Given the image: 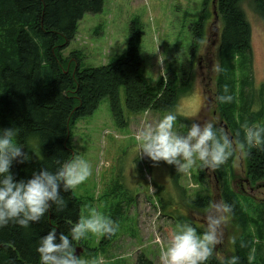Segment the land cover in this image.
I'll use <instances>...</instances> for the list:
<instances>
[{
  "label": "rangeland",
  "instance_id": "374dc122",
  "mask_svg": "<svg viewBox=\"0 0 264 264\" xmlns=\"http://www.w3.org/2000/svg\"><path fill=\"white\" fill-rule=\"evenodd\" d=\"M252 1L242 2L251 30L249 62L241 66L238 57L234 60V79L229 93L235 121L240 126L242 120L254 113L262 115L255 118L253 124L264 125V17L253 10ZM202 4L203 0H102L101 11L83 15L73 39L61 50L63 58H70L65 67L71 70L98 67L124 55L134 36L146 80L156 84L160 78H167L166 74L174 73L176 86L185 90L179 94L171 111L131 113L124 107L121 87L123 126L114 119L107 98L100 100L92 114L71 124L69 143L73 157L85 159L91 169L88 179L72 190L79 202V218L94 209L117 225L110 236L87 234L80 241L77 259L85 264H134L139 253L154 264H161V248L178 225L188 223L196 228L197 234L204 229V225L193 223L198 210L187 213V209H193L189 201L205 188L199 179L198 165L186 173L176 172L175 184L167 165L147 161L143 155L134 157L133 162L129 158L138 128L154 125L168 112L176 114L174 131L179 134L185 133L193 122L222 123L223 127L217 111L213 114L217 108L218 42L222 22L220 17L213 16L211 0L205 5L204 14ZM201 19L202 39L192 54L191 27ZM246 98L250 100L241 112L239 108ZM226 135L230 136L233 146L231 165L226 171L228 184L246 214V232L252 237L249 261L264 264V238L258 239L257 226L253 225L257 203L264 201V187L254 188L249 181L245 184L243 150L231 137L230 130H226ZM204 173L212 201L220 202L215 198L211 170ZM240 185L244 186L243 191ZM163 198L171 203L164 210L161 209ZM241 233V227L230 218L227 225L222 226V243L216 246L213 255L230 254L233 241Z\"/></svg>",
  "mask_w": 264,
  "mask_h": 264
},
{
  "label": "trees",
  "instance_id": "16d2710c",
  "mask_svg": "<svg viewBox=\"0 0 264 264\" xmlns=\"http://www.w3.org/2000/svg\"><path fill=\"white\" fill-rule=\"evenodd\" d=\"M242 2L215 0L214 3L215 13L222 22L215 111L237 143L243 141V129L235 121L233 105L231 102L219 103L217 96L223 94L225 87L228 94L232 89L234 60L238 57L241 66L249 62L251 30ZM207 3L208 0H203V14ZM101 8L102 0H0V129L14 128L16 142L29 157L23 163L14 161L10 166L15 180H27L41 168L55 170L58 163L73 159L69 143L71 124L92 114L101 99H108L114 119L123 126L121 87L124 90V107L131 113L171 111L179 94L185 91L176 86L173 72L166 74L165 79L160 78L156 84L146 80L141 70L138 41L134 36L126 53L107 64L73 70L65 67L70 58H63L61 50L73 39L78 22L83 15L98 13ZM252 8L264 17V0H253ZM191 30V52L194 54L203 35L202 19L193 24ZM248 100L244 99L241 104V112ZM261 115L254 113L242 120V125L253 124ZM214 128L224 132L218 124H214ZM243 154L246 179L252 185L264 182V149L253 148L247 150V154L243 151ZM231 157L219 169L213 170L219 182V197L232 205L231 218L242 230L241 236L233 241L230 254L224 258L237 256L239 264H252L249 261L252 237L246 232L248 219L228 184L226 171L231 165ZM159 163L167 165L176 184L174 166L163 161ZM203 170L199 168L198 173L205 186L204 192L196 193L189 201L194 210H204L213 200ZM60 195L66 201L62 212L50 209L39 222L30 224L28 228H22L15 222L0 227V264H38L35 249L39 238L50 230L68 234L70 226L79 218L80 206L72 190ZM169 204V199H161L162 210ZM255 214L253 225L257 226L256 235L261 240L264 238V201L257 203ZM80 245L81 242L74 243V251ZM134 264L154 262L139 253ZM206 264H219V261L213 255Z\"/></svg>",
  "mask_w": 264,
  "mask_h": 264
},
{
  "label": "clouds",
  "instance_id": "9594fccd",
  "mask_svg": "<svg viewBox=\"0 0 264 264\" xmlns=\"http://www.w3.org/2000/svg\"><path fill=\"white\" fill-rule=\"evenodd\" d=\"M232 97L228 89L217 96L219 103H229ZM176 114L166 113L154 125L138 128L135 143L129 158L143 155L153 162L163 161L173 165L177 173H186L194 165L203 169L217 170L232 155V142L213 123L203 125L193 122L187 131H174ZM243 141L239 147L247 154L249 149H264V125L244 124ZM14 128L0 129V227L15 222L22 228L37 223L50 209L62 212L66 201L60 195L75 189L91 174L89 163L82 158L58 163L55 170L41 168L27 180H15L10 166L15 161L23 163L29 159L27 153L15 140ZM239 136V133H237ZM232 215V205L227 202L210 201L204 209V229L197 234L188 223L178 225L166 245L161 248V264H206L213 256L216 246L222 243V226H226ZM117 225L108 216L89 209L86 217L73 223L68 234L48 231L36 245L38 264H85L74 255L73 244L79 243L87 234L110 236ZM219 264H239L237 256L225 259L217 256Z\"/></svg>",
  "mask_w": 264,
  "mask_h": 264
},
{
  "label": "flooded vegetation",
  "instance_id": "af4514ba",
  "mask_svg": "<svg viewBox=\"0 0 264 264\" xmlns=\"http://www.w3.org/2000/svg\"><path fill=\"white\" fill-rule=\"evenodd\" d=\"M213 114H215V110L213 111ZM222 122V121H221ZM222 124V123H221ZM221 124L220 125H218V126H220L221 127ZM222 129L224 130V132H225V134H226V130H227V126L226 125H224L223 124V127H222ZM227 132H228V130H227ZM228 136V135H227ZM229 138H230V136H228ZM232 137V136H231ZM233 138V137H232ZM206 170H208V169H204V171H206ZM210 170V169H209ZM212 171V177H213V179H214V182H215V187H216V196H215V198H218V199H220V197H219V193H218V188H219V182H218V179H217V177H216V175L213 173V170H211ZM244 182H245V184L247 185L248 183H247V181H246V178H244ZM250 183V182H249ZM250 184H252V183H250ZM243 185H240L239 186V188H240V190H242L243 191ZM246 188V187H245ZM249 188H250V186H249ZM220 201H221V199H220ZM190 211H195L194 209H187V213H189ZM196 213V215L193 217V223H198V224H200V225H204V213H202L201 212V209L200 210H198V211H196L195 212ZM192 215V214H191Z\"/></svg>",
  "mask_w": 264,
  "mask_h": 264
},
{
  "label": "water",
  "instance_id": "95a60500",
  "mask_svg": "<svg viewBox=\"0 0 264 264\" xmlns=\"http://www.w3.org/2000/svg\"><path fill=\"white\" fill-rule=\"evenodd\" d=\"M211 3H212V8H213V9H212L213 16H214V18H216L217 15H216V13H215V8H214V7H215V4H214V3H215V0H212ZM246 181L248 182L247 179H246ZM253 187H254V188L264 187V184H259V183H257V184H255ZM253 187L251 186L250 189H253ZM78 249H79V248H76L75 251H74V255H75V256H77V254H78V253H77V250H78ZM80 250H81V249H80Z\"/></svg>",
  "mask_w": 264,
  "mask_h": 264
}]
</instances>
